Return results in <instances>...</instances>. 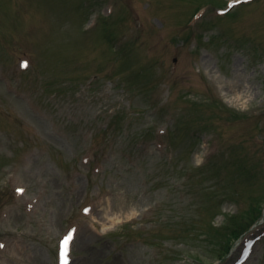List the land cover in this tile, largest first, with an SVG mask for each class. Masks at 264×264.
<instances>
[{
	"label": "rangeland",
	"instance_id": "obj_1",
	"mask_svg": "<svg viewBox=\"0 0 264 264\" xmlns=\"http://www.w3.org/2000/svg\"><path fill=\"white\" fill-rule=\"evenodd\" d=\"M69 237L264 264V0H0V264Z\"/></svg>",
	"mask_w": 264,
	"mask_h": 264
},
{
	"label": "snow or ice",
	"instance_id": "obj_2",
	"mask_svg": "<svg viewBox=\"0 0 264 264\" xmlns=\"http://www.w3.org/2000/svg\"><path fill=\"white\" fill-rule=\"evenodd\" d=\"M25 66H27L26 62H25ZM20 191H23V189H20ZM69 239H70V237L66 238V240L64 241V244H65V264H67V244H68Z\"/></svg>",
	"mask_w": 264,
	"mask_h": 264
}]
</instances>
